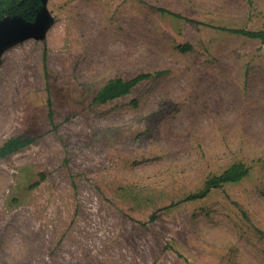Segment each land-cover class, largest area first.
Masks as SVG:
<instances>
[{
  "label": "rangeland",
  "instance_id": "1",
  "mask_svg": "<svg viewBox=\"0 0 264 264\" xmlns=\"http://www.w3.org/2000/svg\"><path fill=\"white\" fill-rule=\"evenodd\" d=\"M40 1L0 48V147L34 140L0 160V264H264V45L219 30L264 0Z\"/></svg>",
  "mask_w": 264,
  "mask_h": 264
},
{
  "label": "trees",
  "instance_id": "2",
  "mask_svg": "<svg viewBox=\"0 0 264 264\" xmlns=\"http://www.w3.org/2000/svg\"><path fill=\"white\" fill-rule=\"evenodd\" d=\"M42 7L40 0H0V48L13 43L23 33L24 27L37 24L40 21L39 11ZM161 14H169L175 18L179 15L170 13L164 9H156ZM189 21V20H187ZM221 31H227L237 36H243L251 40L259 41L264 45V31L248 30H227L220 28ZM179 51L186 53L192 49L190 45L178 46ZM152 78L151 74L139 75L129 81L123 79H113L108 81L104 87L97 93L93 102L104 105L108 102L129 95L139 84ZM48 119L53 122V113L50 102L48 104ZM34 142L25 136H18L5 142L0 147V160H5L10 156L26 149ZM248 175V169L243 164L231 165L221 175L208 179L201 192L188 198L189 201L205 198L211 190L220 189L225 184H234L240 182Z\"/></svg>",
  "mask_w": 264,
  "mask_h": 264
}]
</instances>
